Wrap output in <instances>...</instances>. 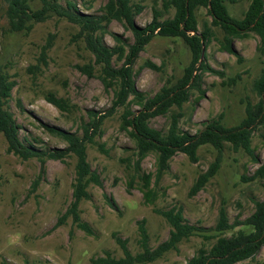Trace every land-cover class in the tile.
<instances>
[{
  "label": "rangeland",
  "instance_id": "374dc122",
  "mask_svg": "<svg viewBox=\"0 0 264 264\" xmlns=\"http://www.w3.org/2000/svg\"><path fill=\"white\" fill-rule=\"evenodd\" d=\"M105 1L75 0L80 10L89 13H98ZM132 1L143 6L134 15L138 25L150 21L154 5L161 8V0ZM223 3L232 16L241 17L249 0H223ZM83 4H90L89 9H84ZM31 7L38 9L41 4L33 0ZM6 8V1L0 0V64L1 70L15 81L7 108L20 126L19 137L41 150L64 148L66 142L46 131L43 124L80 135L89 110L103 114L110 108L114 85L104 81L108 77L87 48L78 24L52 13L34 22L27 32H13L8 28ZM172 13L170 8L162 18ZM195 17L199 29L204 23L210 24L213 35L201 59L205 54L207 64L217 72H200L195 65L193 73L200 74L198 89L192 86L188 90V100L180 109L171 107V112L181 114L179 127L190 134L217 117L225 126L238 124L245 116L246 104L258 99L252 82L264 65V46L258 47L256 34L248 32L233 38L235 52L231 53L222 49V30L211 25L205 8H197ZM111 33L133 42L131 31L117 20H111L102 35L109 47L117 44ZM116 56L113 55L112 64L117 67L122 60ZM147 61L159 69L148 66ZM190 61V49L181 37L154 35L131 65L134 85L150 97L161 86L178 83ZM49 93L64 98L67 110H59L48 102ZM127 102L130 110H138L132 96ZM123 108L116 106L104 117L99 126L101 133L86 144V160L100 184H87L90 196L80 199L77 210L91 233L79 228L72 214L66 212L76 176L75 154L43 161L22 158L7 152L6 140L0 133V264H100L94 263L98 257L124 256L113 232L125 239L128 250L135 254L142 250L138 243L141 219L147 230L148 246L154 248L168 237L170 229L155 209L172 206H180L185 220L204 227L203 230L181 240L176 249L153 261L132 264H185L200 247L206 248L215 240L204 236L215 234L212 227L220 207L226 209L229 222L242 220L253 212L254 201L264 198V178L249 179L264 160V124L257 123L251 134L257 161L225 142L216 173L190 195L197 176L215 160L216 149L209 144L199 146L195 162L183 152H176L168 160V168L156 179L155 152H149L141 160L138 170L133 165L134 141L120 127ZM169 120L168 112L151 117L148 124L165 132ZM142 173L150 174L149 186L154 194L151 199L143 194ZM235 264H264V246L252 258Z\"/></svg>",
  "mask_w": 264,
  "mask_h": 264
},
{
  "label": "trees",
  "instance_id": "16d2710c",
  "mask_svg": "<svg viewBox=\"0 0 264 264\" xmlns=\"http://www.w3.org/2000/svg\"><path fill=\"white\" fill-rule=\"evenodd\" d=\"M7 3L6 16L10 31H29L34 22L42 21L52 13L60 18L76 23L84 34L87 48L93 54L95 61L101 64L102 72L106 74L107 83H113L112 104L103 114L88 111V120L82 123V131L79 135L75 131L61 127L43 124L46 131L60 137L66 146L41 150L32 144L24 143L19 137L20 126L13 114L7 108L11 96L12 87L15 84L10 76L1 70L0 64V133L7 143V152H12L22 158L35 157L41 161L45 159H61L69 153L76 156L75 179L72 183V200L67 213L72 214V220L87 233H91L90 226L81 221L77 205L80 199L89 198L86 186L89 182L100 184L97 174L90 169L86 160V144L93 142V137L101 133L99 126L104 117L109 115L116 106L122 105L121 129L126 131L134 141L133 165L138 170L141 160L151 151L156 153L157 175L168 168V160L176 153L183 152L192 162L197 161V149L203 144H209L217 151L215 160L207 170L200 173L192 184L189 194H195L212 177L220 165V153L227 142L232 149H242L253 161H257L251 147V134L257 123L264 124V65L259 74L253 79L252 88L258 99L255 103L248 102L245 106V116L234 126H225L221 118H214L206 123L195 133L190 134L179 127L181 116L179 111L171 112V107L178 109L188 100V90L192 86L198 89L200 74H194V67L200 72H217L202 59V49H206L213 35L210 24L204 23L203 28H198L195 11L199 7L205 8L212 24L222 30V49L234 53L232 39L247 35L248 32L256 34L259 38L258 47L264 46V0H249V5L241 17L232 16L223 0H161V8L152 7L151 19L144 25L134 22V15L138 14L143 6L132 0H106L98 13H89L80 10L75 0H38L41 7L33 9V0H5ZM84 9H89L90 4H83ZM173 8L172 16L162 18ZM111 20L122 23L125 29H129L133 36V42L128 43L120 34L111 33L117 42L114 46H107L103 42V34L106 25ZM189 32H192L189 33ZM154 35L181 37L191 52V61L185 68L183 78L173 85H163L150 97L137 90L134 85L131 65L144 49L145 45ZM113 55L122 60L119 66L112 64ZM146 64L153 69H159L154 63ZM190 85L185 88L186 85ZM137 104L138 110H130L128 97ZM46 100L59 110H67L66 100L57 97L53 93L46 95ZM169 112V123L166 131L155 129L148 124L151 117ZM143 194L151 199L154 194L150 184V174L142 173ZM264 178V160L254 170L249 179ZM110 204H113L110 201ZM155 212L162 215L170 225L168 237L154 248L148 246V234L144 227V220L138 222L141 251L131 254L126 246L125 239L112 236L120 246L123 257L110 256L98 257L94 263L100 264H132L144 263L155 260L170 249H176L177 244L190 235L201 232L204 227L188 223L180 206H172L167 209L156 208ZM237 227V229H235ZM249 228V230H245ZM215 234L206 235L205 238L214 237L215 240L208 247H200L197 252L189 257L185 264H235L247 258H252L257 251L264 246V198L254 201L253 212L242 220L228 221L226 209L220 207L217 220L212 227ZM225 232H230L225 234Z\"/></svg>",
  "mask_w": 264,
  "mask_h": 264
},
{
  "label": "water",
  "instance_id": "95a60500",
  "mask_svg": "<svg viewBox=\"0 0 264 264\" xmlns=\"http://www.w3.org/2000/svg\"><path fill=\"white\" fill-rule=\"evenodd\" d=\"M202 51H203V49H202Z\"/></svg>",
  "mask_w": 264,
  "mask_h": 264
}]
</instances>
